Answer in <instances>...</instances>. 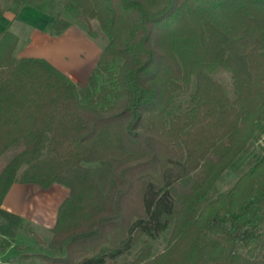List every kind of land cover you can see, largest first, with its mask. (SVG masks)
Wrapping results in <instances>:
<instances>
[{
	"label": "trees",
	"instance_id": "trees-1",
	"mask_svg": "<svg viewBox=\"0 0 264 264\" xmlns=\"http://www.w3.org/2000/svg\"><path fill=\"white\" fill-rule=\"evenodd\" d=\"M16 1L108 41L79 86L1 37L0 234L35 236L1 207L13 184H59L47 264H264V0Z\"/></svg>",
	"mask_w": 264,
	"mask_h": 264
},
{
	"label": "rangeland",
	"instance_id": "rangeland-1",
	"mask_svg": "<svg viewBox=\"0 0 264 264\" xmlns=\"http://www.w3.org/2000/svg\"><path fill=\"white\" fill-rule=\"evenodd\" d=\"M66 18L74 25V31L78 34L82 32V36L84 37L83 39L80 37L78 41V38L76 39L75 37L76 34L71 32L65 38H58L60 39L58 41L62 48L57 53L59 54L61 64L63 62L65 66L64 69L68 71L81 60L79 54H84L85 57L88 55V50L91 51L94 47H99L103 50L108 40L96 20H91L90 28H88V26L78 18L75 19L69 15H66ZM86 37L90 42H86ZM91 42L94 44H91ZM36 50L38 53L46 54L43 48ZM92 54H94V52ZM97 59L99 60V58ZM74 82L79 86H85L88 81L86 83H84V81H80V83ZM261 130H264V123H262ZM251 147L250 145L231 166L228 172L221 177L215 185L212 195L226 191L237 179V176L247 170L251 164L250 156L253 151V147ZM29 187L30 188H28V191L25 193L27 196H30L28 198L30 199V206H27L30 208L23 213L24 217L22 216L21 218L23 223L27 224L28 228L35 236L22 229L16 230L13 236H4L0 234V264H47L46 261L38 255H59L58 251L49 245V241L52 235L51 229L56 221L58 208L67 198L69 190L59 184H54L48 189H42L35 185H30ZM18 194L20 193L16 188H10L3 199L1 207L3 209L7 208L8 202L15 206L19 202ZM9 211L12 212L11 210ZM167 237V233L161 237L160 241L157 243L158 249L164 246Z\"/></svg>",
	"mask_w": 264,
	"mask_h": 264
},
{
	"label": "crops",
	"instance_id": "crops-1",
	"mask_svg": "<svg viewBox=\"0 0 264 264\" xmlns=\"http://www.w3.org/2000/svg\"><path fill=\"white\" fill-rule=\"evenodd\" d=\"M32 8V6L24 5L16 0L9 3L4 14L0 16V39L5 32H12L18 37L15 51L17 57H44L43 59L47 60L64 74L66 73L72 80L79 83L80 81H84L86 83L98 61L97 58L100 57L102 49L94 47L91 51L88 50V55L85 57L84 54H79L81 60L72 68H67L69 69L68 71L65 70V66L63 62L61 64L59 54L57 53L62 48L58 40L67 37L72 32L76 34L75 37L79 41L80 37L84 38L82 32L76 33L73 29L74 25L70 24L68 29L61 35H51L47 30V25L52 19L51 16L42 12L40 13V11ZM85 39L86 42H90L87 37ZM91 44L94 43L91 42ZM39 48H43L46 54L38 53L36 49ZM93 52L94 54H92ZM29 186L28 184H13L11 188H16L20 193L18 194L19 202L15 206L8 202L5 210H11L20 217H24L23 213L30 208L27 207L30 206V199H28L30 196H27L25 193L30 188Z\"/></svg>",
	"mask_w": 264,
	"mask_h": 264
},
{
	"label": "built area",
	"instance_id": "built-area-1",
	"mask_svg": "<svg viewBox=\"0 0 264 264\" xmlns=\"http://www.w3.org/2000/svg\"><path fill=\"white\" fill-rule=\"evenodd\" d=\"M255 145L257 147H260V148L264 149V131H262L260 133V135L257 137V139L255 141Z\"/></svg>",
	"mask_w": 264,
	"mask_h": 264
}]
</instances>
